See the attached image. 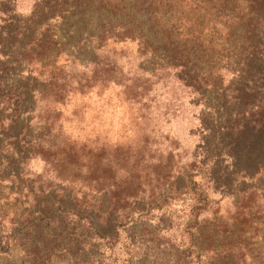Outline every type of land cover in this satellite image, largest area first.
<instances>
[{"label":"trees","instance_id":"trees-1","mask_svg":"<svg viewBox=\"0 0 264 264\" xmlns=\"http://www.w3.org/2000/svg\"><path fill=\"white\" fill-rule=\"evenodd\" d=\"M14 10L12 0H0V185H6V178L18 182L19 174L10 167L34 152L54 166L57 177L88 178L105 190L98 200L86 199L84 193L75 200L52 186H29L30 203L17 205L8 227L0 224V258L19 248L31 264L65 255L67 264H105L98 239L112 240L107 249L116 245L118 228L126 224L115 220L132 211L123 203L132 193L104 183L102 174L111 170L100 161L101 149L88 161V174L81 173L89 150L62 136L56 115L47 108L49 96L61 102L70 77L78 90L115 77L116 68L103 54L110 46L131 44L139 71L169 76L201 103L199 124L206 146L200 165L209 170L212 187L237 192L242 219L253 208L263 206L259 211L264 212V0H36L26 13ZM32 96V110L40 107L28 125L22 118ZM225 162L231 171L215 174L224 172L218 168ZM177 180H168V191L176 190ZM198 184L204 183H186L194 197L207 202ZM158 189L151 201H158L163 188ZM197 215L192 224L186 219L183 229L192 252L203 256L209 248L192 234L199 228ZM67 218L87 226L85 237L59 230ZM36 231L50 239L34 241ZM126 244L122 250L129 246L131 251L113 262L132 263L135 244ZM210 258L200 264H209Z\"/></svg>","mask_w":264,"mask_h":264},{"label":"rangeland","instance_id":"rangeland-1","mask_svg":"<svg viewBox=\"0 0 264 264\" xmlns=\"http://www.w3.org/2000/svg\"><path fill=\"white\" fill-rule=\"evenodd\" d=\"M35 1L12 0L14 11L26 13ZM103 54L108 57L105 62L116 68L115 77L111 75L110 80L103 83L89 82L90 87L81 90L76 89L78 85L74 83V77H70L61 102H55L49 96L47 100L51 101L47 108L56 115L55 123L60 126L62 136L89 150L82 158L85 166L81 173L88 174V161L101 149L100 161L111 170L99 169L104 171V183L110 187L114 185L113 189L121 188L122 193H132V199L123 201L132 207V211L126 210L129 212L126 219L115 220L117 224H126L118 228L121 231L116 245L107 249L112 240L98 239L107 258L104 263L120 264L111 259L125 258L131 248L127 246L122 250V246L132 240L135 245L131 264H200L209 257V264H264V212L259 211L263 206L257 211L251 209L250 215L244 214L242 219L236 205L237 192L214 189L209 170L200 165L206 146L199 124L201 103L192 101V95L169 76L150 77L139 71V59L131 44L121 48L110 46ZM131 83L132 87H129ZM34 99L32 96L24 105L27 109L22 119L28 121V125L35 120V112L40 107L37 104L35 112L32 110ZM224 164L226 169L224 166L218 168L224 172L216 171L215 174L231 171V165ZM87 166L91 167L92 161ZM10 170L19 174V179L12 183L6 178V185H0V214L5 213L0 219L2 228L9 226L10 214L18 209L17 205L25 208L30 203L29 186H52L55 191L71 193L75 200L83 193L86 199L95 197L93 200H98L99 192L105 190L96 187L88 178L69 181L64 175L57 177L54 166L34 152L26 155L19 164H12ZM175 177H178L176 190L168 191V180L173 181ZM191 180L204 183L198 184L197 188L207 194V202L194 197L190 185H186ZM158 188H163L158 193V201H151ZM196 213L199 228L192 234L194 241L209 248L203 256L192 252L188 233L183 229L185 220L192 224ZM86 227L75 218H67L59 230L69 229L71 234L82 239ZM41 232L31 234L34 241L50 239L49 234ZM228 250L231 255L224 257ZM67 263L65 255L53 256L46 264ZM0 264L31 263L22 258L21 250L16 248L10 256H2Z\"/></svg>","mask_w":264,"mask_h":264}]
</instances>
